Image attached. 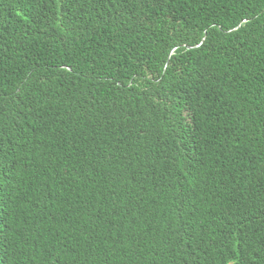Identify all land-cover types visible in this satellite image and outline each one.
<instances>
[{"label": "trees", "instance_id": "16d2710c", "mask_svg": "<svg viewBox=\"0 0 264 264\" xmlns=\"http://www.w3.org/2000/svg\"><path fill=\"white\" fill-rule=\"evenodd\" d=\"M0 264H264V0H0Z\"/></svg>", "mask_w": 264, "mask_h": 264}]
</instances>
